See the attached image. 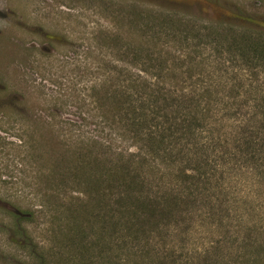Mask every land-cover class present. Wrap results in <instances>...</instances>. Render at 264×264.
I'll return each mask as SVG.
<instances>
[{"label":"rangeland","instance_id":"374dc122","mask_svg":"<svg viewBox=\"0 0 264 264\" xmlns=\"http://www.w3.org/2000/svg\"><path fill=\"white\" fill-rule=\"evenodd\" d=\"M238 13L264 20V0H0V264H264L257 177L229 174L220 222H177L176 233L156 232L148 246L97 222L95 193L72 155L100 142L111 161L114 148H130L110 133L111 107L98 91L112 83L114 66L146 65L149 50L163 56L155 64L182 72L195 62L226 64L221 89L234 86L241 62L213 59L212 45L222 44L210 29L240 25L230 20ZM166 76L219 90L210 73ZM235 92L224 106L242 120L258 104Z\"/></svg>","mask_w":264,"mask_h":264},{"label":"trees","instance_id":"16d2710c","mask_svg":"<svg viewBox=\"0 0 264 264\" xmlns=\"http://www.w3.org/2000/svg\"><path fill=\"white\" fill-rule=\"evenodd\" d=\"M230 18L240 25L222 20L219 24L226 28L210 29V36L222 44L212 45L213 59L241 62L242 78L230 89H221L219 78L226 64L195 62L185 70L216 75L210 79L221 90L215 92L191 76L167 77L184 74V69L155 64L163 56L151 50L146 65L133 63L123 69L116 65L112 83H101L100 100L111 107L110 133L120 144L129 142L130 148L110 150L111 161L103 158L100 142L95 151L72 154L83 171L86 192L95 193L100 224L113 222L117 233L150 246L156 232L176 233L177 222H220V197L229 189L230 173L243 172L264 184V79H259L264 77V20L243 13ZM143 53L147 51L140 50L137 56ZM153 56H158L155 62ZM246 76L249 79L244 80ZM236 89L246 90L258 104L242 120L224 106L227 100L239 99ZM257 243H250L247 251Z\"/></svg>","mask_w":264,"mask_h":264}]
</instances>
